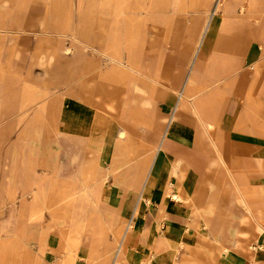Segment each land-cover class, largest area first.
<instances>
[{"label": "crops", "instance_id": "crops-1", "mask_svg": "<svg viewBox=\"0 0 264 264\" xmlns=\"http://www.w3.org/2000/svg\"><path fill=\"white\" fill-rule=\"evenodd\" d=\"M221 1L215 0V9L199 34L177 37L183 44V71L187 62L190 69L174 89L169 110L161 119L150 110L152 97L144 96L147 90L135 79H111L139 70L131 46L141 20L135 16L126 20V61L115 50L118 29L109 32L107 47L114 52L111 67L104 69L95 59L89 60V90L86 95L78 92L82 100L68 96L53 100L52 121L67 137L70 161L82 159L80 176L60 181L66 186L58 196L70 206L57 219L55 209L51 225L43 227L39 219L44 209L58 199L49 204L40 189L41 200L23 201L24 223L2 227L7 234L0 242V264H61L64 260L75 264L78 259L82 264H112L113 259L114 264H264V39H249L237 55L235 49L242 42L239 37H228L225 57L215 66L208 52L220 41L214 38L213 16ZM244 1L228 0L224 10L236 2L242 13L238 17L232 8V15L240 23L258 19L264 0H248V5ZM189 26L195 30L198 21L194 18ZM162 40H166V26ZM163 51V47L158 50L161 62ZM128 83L139 96L132 100L137 109L130 116L118 117L122 97L119 100L116 94ZM200 86L206 88L202 96ZM152 123L160 127L159 136L148 128ZM33 134L39 144L45 135L43 127L36 125ZM139 134L145 146L139 143ZM70 139L81 141L82 154L74 153ZM48 151L53 155V150ZM44 161L51 166L47 158ZM62 162L55 171L46 169L58 176L60 170L65 171L60 169ZM6 169L3 200L5 191L16 185H27L22 196L31 192L35 172V181L21 177L17 181L15 171L13 185L9 174L14 168ZM82 180L84 189L79 188ZM7 221L10 218L2 220ZM59 225L66 247L62 257ZM47 246L51 253L43 260Z\"/></svg>", "mask_w": 264, "mask_h": 264}, {"label": "rangeland", "instance_id": "rangeland-1", "mask_svg": "<svg viewBox=\"0 0 264 264\" xmlns=\"http://www.w3.org/2000/svg\"><path fill=\"white\" fill-rule=\"evenodd\" d=\"M227 2L228 0H222L213 16L214 25L216 24L214 38L220 41L212 45L208 54L213 56L215 66L218 64L216 62L225 57L224 44L228 37H239L242 42V47L235 49L237 55L242 53L243 46L249 39L257 41L264 39V10L257 14L258 19L251 17L240 23L238 18L242 13L240 6L233 2L229 10L225 11ZM244 3L249 4L248 0ZM215 6V0H0V194H3V184H7L6 168L15 169L9 174L13 185L15 183L12 176L16 174L17 181L19 177L28 178L30 181L37 179L31 185V192L25 196H22V193L27 185H23L22 188L21 185H16L14 189L5 191L4 200L0 197V242L7 234L6 231H2L3 226L8 224L11 229L16 224L24 223L25 211L22 203L41 200L40 189H43L44 201L49 204L58 199L56 204L44 209V215L39 219L43 227L51 225L55 209L58 214L53 217L57 219L70 206L58 196L66 186L60 181L70 182L80 176L82 159L76 158L74 163L70 161V153L66 150L67 147L65 148L67 137H62L65 134L57 129L56 120L52 121L55 114L53 100L56 96L82 100L78 92L82 91L86 95L89 90L87 82L89 60L95 59L97 66L104 69L111 67L113 63L111 55L114 52L107 47L110 44L107 41L109 32L118 29L120 35L115 50L117 55L126 61L128 59L126 20L132 16L141 20L140 29L137 31L138 38L134 40L135 45L131 46L139 70L131 71L127 77L114 76L111 79L128 82L135 79L147 90L144 96L152 97L153 105L150 106V110L160 118L168 112L174 89L179 81L187 76L190 69L187 62L186 72L183 71L185 66L183 44L176 41L177 37L179 35L186 37L188 34H195V31L199 34L201 25ZM232 8L236 9L235 14L238 17L232 15L234 13ZM194 18L198 21L195 30L188 27ZM164 26L166 40L163 42ZM92 45L95 49L91 47ZM67 47L70 49L67 50ZM161 47L164 49L162 62L158 55ZM166 74H169L167 78ZM204 80L205 78L202 79L205 83ZM205 90L204 86H200L201 96ZM110 91L106 88L109 95ZM137 96L129 83L118 90L116 98L120 100L122 97L119 102L122 114L119 113L118 117L130 116L136 111L137 107L132 104V100ZM36 125L43 127L45 134L39 144L33 134ZM148 128L153 129L159 136V126L152 123ZM138 139L143 146L145 141L143 136L139 134ZM72 140L74 153L82 154L81 141ZM52 142H57L61 146H55L53 155H50L47 148ZM44 158L52 162L51 166H45ZM61 160L63 162L60 169L64 167L65 171L61 173L60 170L58 176L55 175L56 172H52L54 174L52 176L47 169L55 171ZM112 175L110 174L108 179L111 183ZM21 189L22 192H19ZM132 216L133 213L129 219ZM7 218H10L9 222H2ZM37 221L35 220V223ZM130 224L127 223L125 231L129 230ZM59 228L63 241L60 249L62 257L66 247L60 225ZM109 236L110 234L107 235L108 238ZM46 248L42 253L43 260L51 253L50 246ZM79 260L81 259L75 264L83 263Z\"/></svg>", "mask_w": 264, "mask_h": 264}, {"label": "bare ground", "instance_id": "bare-ground-1", "mask_svg": "<svg viewBox=\"0 0 264 264\" xmlns=\"http://www.w3.org/2000/svg\"><path fill=\"white\" fill-rule=\"evenodd\" d=\"M206 35H207V34H206ZM147 103H148V102H147ZM145 105H147V104H145ZM148 105H150V104H148ZM121 133H122V132H121ZM117 134H118V133H117ZM124 134H125V133H124ZM122 138H123V137H122ZM79 141H80V140H79ZM47 149H49V150H53V145H52L51 147H50V145H49V147H48ZM73 159H74V158H73ZM74 160H75V159H74ZM81 168H82V167H81ZM116 182H117V181H116ZM114 183H115V182H114ZM85 186H86V182L82 180V181L80 182V184H79V188H80V189H82V188L84 189ZM146 189H147V188H146ZM104 191H105V190H104ZM176 193H177V192H176ZM146 195H147V194H146ZM171 197H172V196H171ZM173 197H178V195L173 194ZM145 198H146V197H145ZM148 198H149V197H148ZM10 214H12V213L10 212ZM118 234H119V232H118ZM24 246H25V245H24ZM113 250H114V249H113ZM113 250H112V251H113ZM117 252H118V251H117V249H116V250H115V253L118 254L119 252H118V253H117ZM125 255H126V254H125ZM160 256H161V255H160ZM123 257H124V255L122 256V254H121V256H120L119 258L122 259ZM119 258H118V260H119ZM61 264H69V262L64 260L63 262H61ZM151 264H152V263H151Z\"/></svg>", "mask_w": 264, "mask_h": 264}]
</instances>
